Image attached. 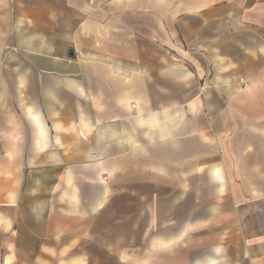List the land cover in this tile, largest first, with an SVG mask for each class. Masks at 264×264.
I'll return each instance as SVG.
<instances>
[{
  "label": "crops",
  "instance_id": "obj_1",
  "mask_svg": "<svg viewBox=\"0 0 264 264\" xmlns=\"http://www.w3.org/2000/svg\"><path fill=\"white\" fill-rule=\"evenodd\" d=\"M11 251L264 264V0H0Z\"/></svg>",
  "mask_w": 264,
  "mask_h": 264
},
{
  "label": "rangeland",
  "instance_id": "obj_2",
  "mask_svg": "<svg viewBox=\"0 0 264 264\" xmlns=\"http://www.w3.org/2000/svg\"><path fill=\"white\" fill-rule=\"evenodd\" d=\"M37 224V223H36ZM130 240H132L133 242L131 243L132 245H136L138 247L139 250H141V252L139 251L137 253V256L138 257H144L146 254L144 253L143 251V247H144V240L142 238V236L140 235V231L137 230L136 231V236L133 238H129ZM37 241H38V238H34V237H23L21 238V243L22 245L25 247V248H33L35 246V244H37ZM143 245V246H142ZM142 246V247H141ZM33 254L32 253H25V254H22L21 257L18 256V254H16L15 252H10L8 257L10 258L9 261L12 263H16L17 260H19L20 264H29L30 261H32V256ZM186 257L187 256H190L191 254H188L186 253L185 254ZM47 256V255H45ZM160 260V259H158Z\"/></svg>",
  "mask_w": 264,
  "mask_h": 264
},
{
  "label": "built area",
  "instance_id": "obj_3",
  "mask_svg": "<svg viewBox=\"0 0 264 264\" xmlns=\"http://www.w3.org/2000/svg\"><path fill=\"white\" fill-rule=\"evenodd\" d=\"M79 56H81L82 54L81 53H78Z\"/></svg>",
  "mask_w": 264,
  "mask_h": 264
}]
</instances>
